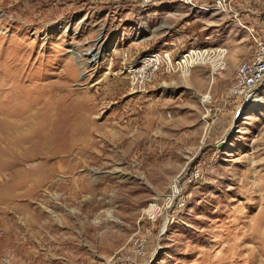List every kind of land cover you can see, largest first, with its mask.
<instances>
[{
	"label": "rangeland",
	"instance_id": "374dc122",
	"mask_svg": "<svg viewBox=\"0 0 264 264\" xmlns=\"http://www.w3.org/2000/svg\"><path fill=\"white\" fill-rule=\"evenodd\" d=\"M198 3L0 0V264H264V82L228 93L264 37ZM66 120L71 172L33 154Z\"/></svg>",
	"mask_w": 264,
	"mask_h": 264
},
{
	"label": "built area",
	"instance_id": "2783aa9c",
	"mask_svg": "<svg viewBox=\"0 0 264 264\" xmlns=\"http://www.w3.org/2000/svg\"><path fill=\"white\" fill-rule=\"evenodd\" d=\"M141 3L143 6H149L151 4H158V3H179L183 6L195 8V9H203L206 8L200 3H198V0H137ZM231 0H215V4L213 3L210 6L211 10L215 11H227L232 13L234 16L235 11L230 6ZM241 26V22H238ZM254 51L252 53V56L250 59L246 62L240 63L235 71V79L234 83L231 85V87L228 90V93L230 96L233 97H245L248 96L252 90L255 88L256 85L264 82V39L260 37L254 38ZM196 46L195 50H192ZM221 49H224L223 52H225V48L223 47H215V48H208V47H201L197 45H193L190 48H187V51H185L183 54H188L190 52H193L194 58H198L200 56L207 55L210 57L215 58L221 52ZM152 55L147 58L150 59V61L147 60L148 63L157 61L158 59L167 61L169 57H171L170 51H165L162 53L153 52ZM182 54V55H183ZM175 60V65L177 67V61ZM226 67V62L224 59L217 58V63L213 66L210 65L211 74L214 76L217 73H220V71L224 70Z\"/></svg>",
	"mask_w": 264,
	"mask_h": 264
},
{
	"label": "bare ground",
	"instance_id": "6f19581e",
	"mask_svg": "<svg viewBox=\"0 0 264 264\" xmlns=\"http://www.w3.org/2000/svg\"><path fill=\"white\" fill-rule=\"evenodd\" d=\"M226 13H227V11H225ZM195 48H196V46H194L193 48H191L192 50H195ZM223 50L224 49H221V52H219V54L217 55V56H215V58H213V57H210V56H207V55H205V56H207V60H204L203 58H202V56L204 55H202V56H200V57H198V58H194V56H193V52H190V53H188V54H183V55H181L179 58H178V60L182 57V58H189V59H195V61H196V64H198V65H204V64H206V63H209L211 66H213L214 67V65L217 63V58H219V59H224V56H225V54L227 53V50L225 49V54H224V52H223ZM148 61H150V59H147ZM178 60L176 61V63H177V66L179 67L180 65H179V62H178ZM167 62L169 63V64H171L172 63V60H171V57H169V59L167 60ZM144 65H146L145 63H144ZM139 70H143V68L142 69H139ZM210 77H211V79L213 80L214 79V76L210 73ZM65 119H67V118H65ZM61 120V119H60ZM60 120H57V122L58 121H60ZM70 120V119H69ZM64 121V120H63ZM67 121V120H66ZM62 122V124H61V131H59L58 132V130L56 131V130H53V126H52V124H51V127L50 128H48L47 129V132H44V133H40L41 134V139H43V141H40V142H42V144H41V148L39 149V150H36L35 151V149H34V151L35 152H33V154H43V155H45V156H43V158L45 157V162L44 163H46V162H48V160L52 157H54L55 158V155H57L56 157H58V158H56L57 159V161L55 162V164L57 165V162H59L58 163V165L61 167V169H65V168H63V164H67L68 165V168H70V170H68V171H66V172H71V153H72V150L76 147V148H78L79 149V151H78V153H80V152H82V151H84V152H86L87 151V149H88V145L87 144H83V141H84V138L83 139H72V125H71V122L69 123L68 121L67 122ZM54 121L52 120V123H53ZM61 122V121H60ZM59 124V123H58ZM59 124V125H60ZM49 125H50V123H49ZM14 127V126H13ZM46 127V126H45ZM45 127H42V129L44 130L45 129ZM89 127V126H88ZM55 128V127H54ZM58 128V127H57ZM41 129V130H42ZM59 129V128H58ZM8 131H10V130H8ZM56 131V132H55ZM74 131V130H73ZM86 131V130H85ZM84 131V132H85ZM38 132V131H37ZM40 132V131H39ZM43 132V131H42ZM92 132V129H88V133L87 134H90ZM9 133V132H8ZM40 134H38L39 136H40ZM35 136V135H34ZM37 136V135H36ZM35 136V137H36ZM39 136H37V137H39ZM36 137V138H37ZM84 137H85V135H84ZM88 137V136H87ZM26 138V137H25ZM86 138V137H85ZM29 139V138H28ZM30 140H32L33 141V139H31V137H30ZM86 140V139H85ZM23 141H25L24 140V138H20V139H17V140H15L14 142H13V144H12V148H13V150H14V148L15 147H20V145H21V143L23 142ZM81 144V145H80ZM38 147V146H37ZM37 149V148H36ZM77 150V149H76ZM77 152V151H76ZM53 162V163H54ZM43 163V164H44ZM50 165V164H49ZM66 165V166H67ZM58 166V167H59ZM65 166V167H66ZM50 168L52 167V166H49ZM67 168V169H68ZM66 169V170H67ZM47 171V170H46ZM53 171V170H52ZM64 172H65V170H63ZM49 172V171H48ZM50 172H51V170H50ZM55 172V171H54ZM64 174V173H63ZM69 174V173H68ZM54 175V174H53ZM52 177V176H51ZM52 180V179H51ZM69 180H70V178H69ZM62 181V180H61ZM60 182V181H59ZM65 182V181H64ZM56 183V182H55ZM57 184V183H56ZM63 184V183H62Z\"/></svg>",
	"mask_w": 264,
	"mask_h": 264
},
{
	"label": "crops",
	"instance_id": "0c3cea01",
	"mask_svg": "<svg viewBox=\"0 0 264 264\" xmlns=\"http://www.w3.org/2000/svg\"><path fill=\"white\" fill-rule=\"evenodd\" d=\"M234 11L235 19L241 22L245 28L249 30L251 28L253 33L264 37V3L261 6L247 5L239 7V9L234 7ZM251 56L252 52L246 53V55L241 56V61L247 58L250 59Z\"/></svg>",
	"mask_w": 264,
	"mask_h": 264
}]
</instances>
